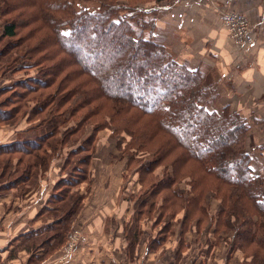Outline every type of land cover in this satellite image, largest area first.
<instances>
[{
  "label": "trees",
  "instance_id": "16d2710c",
  "mask_svg": "<svg viewBox=\"0 0 264 264\" xmlns=\"http://www.w3.org/2000/svg\"><path fill=\"white\" fill-rule=\"evenodd\" d=\"M33 1L38 14L36 21L40 23L34 32L43 25L53 33L58 48L47 55L39 44L28 45L26 37L0 48V80L10 73L8 84L0 87V98L7 96L0 99V126L15 128L23 119L26 123L22 131L26 138L3 152L6 158L1 170L3 175L17 174L16 170L7 172L12 160L16 158L19 164L28 157L19 176L29 181L35 178L36 170L47 171L54 160L62 159V166L45 209L56 215L44 230L36 233L32 244L22 250L41 248L44 253L55 242L60 247L64 244L84 199L72 190L81 183L89 184L90 160L98 133L111 127L109 121L126 108L150 119V126L140 130L139 135L130 127L137 126L138 130V121L128 118L124 122L126 128L113 130L115 135L124 131L130 135L136 133L130 142H125L121 152V157L127 156L126 179L137 164L139 184L138 192L132 197L133 215L124 224L126 239L136 244L140 235L138 224L152 213L156 206L152 199L156 196L163 199L156 218L162 220L169 211L176 214L181 209L186 211V218L191 211L196 224H200V217L207 215V209L198 187L199 183H205L197 181L194 190L198 194L192 192V197H196L191 199L187 198L191 188L187 192L175 188L182 170L189 169L185 176L201 172L214 183V189H224V199H230L229 208L219 212L216 232L219 229L221 232V227L226 233L237 230L238 236L245 238V246L255 247L252 264H264V179L254 176L250 167L251 159L244 147L246 120L228 108L211 109L209 104L214 99L211 75L178 63L169 45L156 38L154 13L160 10V1L153 0L155 6L150 8L141 5L152 0L130 5L114 4L113 0H81L94 1L84 5L79 0ZM16 10L11 2L0 5V19L6 18L0 20L3 22L0 42L18 35L16 29L23 18L28 21L35 18L33 13L29 19L28 12H20L19 20L15 17ZM64 29L68 36L64 35ZM129 50L135 51L133 57L129 56ZM56 55L60 56L58 60L54 59ZM66 58L71 62L69 66L78 67L88 82L93 83L94 89L82 92L88 82L71 86L73 73L64 74L58 65ZM30 70L36 71L35 77L13 79L16 73ZM95 94L97 100L86 98ZM102 96L113 105H109L110 114L100 116L97 103ZM92 101L95 104L91 105ZM102 117L104 122L100 125L97 119ZM87 124L91 130L81 138ZM140 124L144 126L145 122ZM148 133L150 142L144 143L143 137ZM161 135L167 140L161 139ZM151 142L157 146H151ZM80 153L83 156L74 159ZM146 154H153V158L144 164L136 161ZM162 167V176L158 178L155 172ZM243 227L245 230L241 231Z\"/></svg>",
  "mask_w": 264,
  "mask_h": 264
},
{
  "label": "crops",
  "instance_id": "0c3cea01",
  "mask_svg": "<svg viewBox=\"0 0 264 264\" xmlns=\"http://www.w3.org/2000/svg\"><path fill=\"white\" fill-rule=\"evenodd\" d=\"M159 1L161 14L156 19L154 35L170 41V49L178 63L211 75L214 99H220L216 104L218 107L213 109L228 108L238 112L246 120L249 130L247 149L252 151L257 146L264 150V0ZM225 11L245 17L253 40L251 45L239 47L230 41L219 20V14ZM25 126L26 123L15 128L0 126V158L4 157L3 152L26 138L22 132ZM102 134V131L98 133L90 160L89 184L81 183L72 190L84 196L72 226L83 227L88 242L77 249L67 263H59L56 259L60 247L52 254L49 251L43 253L41 248L22 250L52 221L41 213L60 178L62 159L54 160L47 171L36 170L35 178L29 181L15 174L3 175L0 169V264L156 262L150 255L152 252L147 248L140 249L139 244H133L125 237V215L130 204L124 199L128 182L126 163L120 161L114 165V145H100ZM261 154H251V168L259 176L264 174ZM12 169L16 170L15 167ZM134 180L139 189L137 179ZM143 251L144 255L141 254Z\"/></svg>",
  "mask_w": 264,
  "mask_h": 264
},
{
  "label": "rangeland",
  "instance_id": "374dc122",
  "mask_svg": "<svg viewBox=\"0 0 264 264\" xmlns=\"http://www.w3.org/2000/svg\"><path fill=\"white\" fill-rule=\"evenodd\" d=\"M79 1L81 2V0H79ZM113 1H114V4H119V5H130V4H137V3L141 2V0H113ZM9 2H11V5L13 7L17 8V10H16L17 13L14 11V13H16L15 15H17V16H15L17 19L20 20V18H21V16L19 15L20 12H22V13L28 12V14H29L28 18L29 19H31L32 13L35 14V18H34L35 22H32V20H34V19H32L31 21H28V19L23 18L21 20V22H19L20 24H18V27L16 29L18 35L13 39H7V38L2 39L0 42V48H3V46H5L7 44L9 45L10 43H14L15 41H18V39L20 37L28 38V40H29V41H27L28 45H38L39 44L38 47H40L42 50H44V53L47 55L51 54L54 49L58 48L57 45L55 44V42L53 41L54 40L53 33L49 32V30L44 28L43 25H42V28L40 30L37 29L34 32L35 27L36 26L39 27L40 23L38 21H36L38 14H37V9L34 5L33 0H0V5L3 6ZM92 2H94V1H92ZM92 2L87 3V2L82 1L81 3L84 5V4H92ZM153 3H155V1H153V0L147 1V2L143 3V5H141V6L150 8V7L155 6V5H151ZM160 14H161V10L157 9L156 12L154 13L155 21ZM0 20L4 21V20H6V18H1ZM29 22H31V23H29ZM2 23L0 21V34H1V29H2L1 28ZM64 31L67 32L66 29H64ZM156 38L160 39L165 44L169 45V42H170L169 40H167L165 38H160L157 36H156ZM53 42H54V46H53ZM169 48H170V45H169ZM19 50H20V47H19ZM19 50H17V51H19ZM128 54H129V56L133 57L135 55V51L129 50ZM59 57H60L59 55L58 56L56 55L54 57V59L57 58V60H58ZM61 57H65V56L63 54H61ZM69 64H71V62L68 61L67 58L64 60H61L58 63V65L64 69V74H69V73L72 74L73 73L74 82L71 84V86H76L80 82H84V84H86L89 79L85 75H82L83 72L78 67H72V66H69ZM121 66L123 67L124 65H121ZM36 70L37 71L39 70L38 67L36 68ZM191 70H193V69H191ZM9 74L5 80H0V87H3V86L8 84V81H10ZM35 75H36V71L30 70L29 72L16 73L14 75L13 79H16V80L17 79H20V80L29 79L28 77L33 78V77H35ZM91 89H94L93 83H89V85H87L86 88H82V92H85V91L91 90ZM50 91H51L50 89L47 90L45 92V94H48ZM6 97L7 96L4 95L0 99L5 100ZM86 98L97 100L98 95L95 94L91 97H86ZM26 99H29V98H26ZM26 99H24V100H26ZM94 102L92 101L91 105H93ZM217 102H220V99H212L211 104H209L210 108L213 109V108L218 107L216 105V104H218ZM112 103L113 102L108 100V98H106L104 96L100 97L98 100V103H97V109L99 111V115L103 116L104 113H105V115L108 113L110 114L111 112H109V105L110 104L113 105ZM26 106L30 107L31 105L26 104ZM125 109L126 108H124L123 110L118 112V114H116L114 116V120L111 119V121H109L111 127L109 126L108 128L101 130L103 134L99 137V142H98V143H100V145H103V144L114 145L115 150L113 153L116 155V158H114V160H115L114 165H116L120 161L125 162V158L127 156L125 155L124 157H121L122 156L121 152L123 150V146H124L125 142H130L131 139L134 138V136H136V133L133 135H130V134H128L127 131H124V133H122L120 135H115L113 132V130H115L114 128H117V127L118 128L119 127L120 128H126L127 125L124 123L126 118H128L132 122L138 121L137 122L139 125L138 130H137V126H130L134 131H138V135H139L140 130L145 129V128L150 126V122H148V121H150V119L148 117L139 115L134 110L128 109L126 111ZM22 110L24 112V109H22ZM22 110H21V113H23ZM102 119H103V117L101 119H97L100 122V125H102V123L104 122V121L102 122ZM140 122H145L144 126H141ZM24 123H25V119L20 121V127L23 126ZM20 127H18V128H20ZM90 128H91V125L87 124L86 127L84 128V131H81V133H82L81 138H85L87 136V134L91 130ZM248 131L244 136L245 139H247V137H248ZM149 135L150 134L148 133L145 135V137H143L144 143L146 142V140H148L150 142V140L147 139V137ZM160 137H161V139L167 140L166 136L161 135ZM73 139H76V138L73 137ZM158 139H160V138H157V140ZM150 145L154 146V147L157 146V144H155L154 142H151ZM146 146H149V143H147ZM244 147H245V150L248 152L250 159L252 157V155H251L252 152H253L254 156H258V152H262L263 154H261V157H264V150H261L260 147L256 146V147H254L255 149L252 148V151L248 150L246 147V140H245ZM82 154L83 153L76 155L74 159H78V158L82 157L83 156ZM152 155L153 154H146V156L143 155V157L141 159L137 158L136 161H140L143 164L147 163L148 160L153 158ZM5 158L6 157L0 158V169H1V167H4L3 163L5 162ZM27 159H28V157H24L22 162L19 161V164H18L17 159L14 158L12 160L14 163L12 162L11 169H9L7 172L13 170L12 168L15 167L17 174H15L14 176L21 175L23 173L22 169L24 167V163ZM250 163H251V161H250ZM136 165L137 164H134L133 169H131L129 171V175L127 176L128 177L127 187H125V190H124V192L127 191L124 194L125 195L124 199L125 200L127 199L128 202H130V204L128 203L129 208L127 210V214L125 215V219H126L127 223L131 219L133 212H134L133 211V199H132V197L135 196L136 190L138 189V187L136 186V180H134L135 178L136 179L138 178L137 173H135V168H137ZM193 165H195V164H193ZM250 167H253L252 163H251ZM259 168H261V167H259ZM193 169L195 170V168H193ZM163 170H164V167L158 168L157 171L155 172V174L158 178L162 176ZM187 170H189V169L182 170L181 177H180V179H177L175 188L178 191L179 190L180 191L186 190V192L188 189L191 188L190 189L191 192L187 193L188 194L187 198L191 199V197H192L191 193L192 192L194 194H198V192L196 193V191L194 190V186L196 185L197 181L200 180V182H204L205 183L204 185L199 183L198 189H200L199 191L203 193L202 203H204V205L207 209V215L206 216L203 215V217H200L201 222L199 225H197L191 211L188 212V217L186 218V211L184 212V210L179 209L178 213H176V214L172 213L171 211L166 213L165 216L163 217V219H162L163 221H162L161 219L156 218V217H157V215H159L160 210L158 208L160 207L161 203L163 202V199H161L160 196H156V198L152 199V201L155 202V205H156L154 207V209L152 210V213L147 217H143L141 222H139V224H138L139 225L138 227H140V228H138L140 235L137 238L136 244H139L140 249H142V247H143L145 249L147 248V250L152 252V254H150V255H151L152 259L156 261L155 263L153 262L152 264H252V258H251L252 254L251 253H252V250H255V247L254 248H248L247 246H245L246 240L243 237V235L238 236L237 230L235 232L227 231V233H226V232H224L222 227H221V229H222L221 232H220V229H219L218 233L216 232V223L218 221L219 212L222 210V208H225L224 210L226 211L231 204L229 198L228 199L223 198L224 197L223 195L225 194L224 189H220V188L214 189V187H213L214 183L213 182L211 183L208 180L209 179L208 177H207L208 179L204 178L205 176L199 171H197V172L195 171L196 173L193 174L192 176H188V177L185 176V171H187ZM191 172H193V171H191ZM253 174H254V176H259V175H257L256 172H254ZM14 176H12V177H14ZM260 177L264 179V174L261 173ZM73 193H76V192L74 191ZM194 197H196V195ZM194 197H192V198H194ZM54 205H59V204L55 203ZM50 207H52V206H50ZM54 215H56V213L53 211H47V212L44 211V217H46L48 219L49 218L53 219ZM59 216H60V214H59ZM163 222H165V225L163 224ZM74 227H76V228L79 227L84 232V228L81 227L80 225L72 226V228H74ZM71 229L69 232H71ZM244 230H245L244 227L241 228V231H244ZM54 233H57V231H55ZM66 239H67V237H66ZM65 242H66V240H65ZM65 242L61 247H60L59 243L55 242L53 244V246L51 247V249L49 250V253L52 254L56 250H58V248L60 247L59 252H58V256L56 258L57 261H58L59 257L61 256L62 249L65 245ZM29 244H31V243H29ZM153 246L155 247V250L151 249V247H153ZM144 251H143V253L141 252V254L144 255V253H145ZM257 251L259 252V250H257ZM33 252H35V251H33ZM74 254H75V250L73 251V253L69 259H67L64 262L62 260L61 262L67 263L68 261H70L73 258ZM33 263L34 262H32V264Z\"/></svg>",
  "mask_w": 264,
  "mask_h": 264
},
{
  "label": "built area",
  "instance_id": "2783aa9c",
  "mask_svg": "<svg viewBox=\"0 0 264 264\" xmlns=\"http://www.w3.org/2000/svg\"><path fill=\"white\" fill-rule=\"evenodd\" d=\"M219 20L225 27L227 35L234 45L241 47L251 45L253 43L248 22L243 15L237 12L225 11L219 14ZM87 242L88 237L79 227L72 228L71 232L67 235V239L58 262L62 263V260L64 262L69 259L74 250L76 252V249L86 245Z\"/></svg>",
  "mask_w": 264,
  "mask_h": 264
},
{
  "label": "snow or ice",
  "instance_id": "6c2138e0",
  "mask_svg": "<svg viewBox=\"0 0 264 264\" xmlns=\"http://www.w3.org/2000/svg\"><path fill=\"white\" fill-rule=\"evenodd\" d=\"M64 35H65V36H68V35H69V33L65 32V33H64Z\"/></svg>",
  "mask_w": 264,
  "mask_h": 264
}]
</instances>
